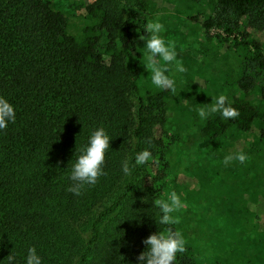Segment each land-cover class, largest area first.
<instances>
[{"label":"trees","instance_id":"obj_1","mask_svg":"<svg viewBox=\"0 0 264 264\" xmlns=\"http://www.w3.org/2000/svg\"><path fill=\"white\" fill-rule=\"evenodd\" d=\"M147 1L93 0L88 21L73 28L49 2L0 0V95L16 111L15 122L0 130V260L13 253L24 264L35 246L44 264H137L143 241L168 227L156 223L155 201L164 199L173 139L163 128L172 96L140 83L144 58L136 35H146ZM194 3L199 10L188 20L219 31L215 38L226 46L232 66L224 88L233 92L224 95L239 115L201 120L197 109L218 96L198 100L187 91L186 117L209 142L243 139L264 123V49L248 32H264V0ZM98 126L112 138L105 175L77 197L66 191V176L75 149ZM143 148L153 158L124 178L121 160ZM247 151L263 166L264 130ZM245 211L239 226L256 233ZM176 264L199 262L185 246Z\"/></svg>","mask_w":264,"mask_h":264},{"label":"rangeland","instance_id":"obj_2","mask_svg":"<svg viewBox=\"0 0 264 264\" xmlns=\"http://www.w3.org/2000/svg\"><path fill=\"white\" fill-rule=\"evenodd\" d=\"M43 1L67 15L76 28L88 21L86 7L93 0ZM147 2L146 20L158 18L164 24V36L175 42L178 58L187 69L176 76L175 92L157 89L145 67L144 40L140 37L147 34L144 30L146 35L137 33L136 44L144 58L141 85L172 96L163 128L173 139L166 152L169 168L163 198L176 191L184 205L175 213L180 223L172 226L183 233L185 246L191 248L199 264H264V162L263 166L253 164L252 154L247 151L257 144L264 123L255 124L243 139L231 135L212 143L203 138L199 125L186 117L189 108L184 98L187 91L196 92L198 100L233 92L224 88L232 66L225 56L226 46L215 38L219 31L206 32L188 20L199 10L194 0ZM248 32L264 49V32ZM156 135H161L158 127ZM239 154L246 156L242 163L236 159ZM225 156L232 159L225 163ZM247 209L249 224L258 225L256 233L239 226L240 213L246 215Z\"/></svg>","mask_w":264,"mask_h":264},{"label":"clouds","instance_id":"obj_3","mask_svg":"<svg viewBox=\"0 0 264 264\" xmlns=\"http://www.w3.org/2000/svg\"><path fill=\"white\" fill-rule=\"evenodd\" d=\"M146 37L144 40L145 67L151 72V83L157 89L176 91V76L187 71L181 59L174 41L164 36L165 27L158 18H149L143 25ZM161 61L163 63H161ZM210 107L197 109V115L201 120H206L210 115L219 113L223 118H236L239 115L237 109L228 103L226 95L212 98ZM16 119L15 106L8 98L0 95V130H4ZM109 133L103 126L94 128L88 135L86 142L79 149H75V159L67 173L69 184L66 191L79 197L84 191L96 185L99 178L105 175V154L110 150ZM149 148H150V143ZM149 148L133 151L126 155L120 162V170L124 178H130L135 171L146 165L153 157ZM232 159L225 156L224 162ZM236 159L241 163L246 156L239 154ZM155 206L159 209V223L165 227L162 231L150 234L144 241L145 250L137 257V264H176L178 253L185 251L186 240L179 230H173L172 225L180 223L178 213L183 207V202L176 191H170L166 199H157ZM0 264H17L16 255L10 253L6 259L0 260ZM24 264H44L43 257L35 246H30L24 256Z\"/></svg>","mask_w":264,"mask_h":264}]
</instances>
